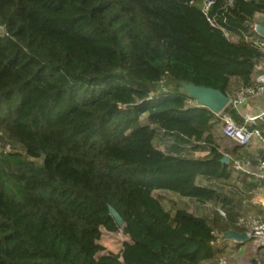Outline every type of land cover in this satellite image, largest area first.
<instances>
[{"label":"trees","instance_id":"trees-1","mask_svg":"<svg viewBox=\"0 0 264 264\" xmlns=\"http://www.w3.org/2000/svg\"><path fill=\"white\" fill-rule=\"evenodd\" d=\"M257 13L264 0H216L210 17L242 32ZM0 26V264H218L208 219L155 193L220 201L197 182L231 172L214 113L184 85L227 94L262 53L202 0H0ZM111 206L119 253L101 243L121 229Z\"/></svg>","mask_w":264,"mask_h":264},{"label":"built area","instance_id":"built-area-1","mask_svg":"<svg viewBox=\"0 0 264 264\" xmlns=\"http://www.w3.org/2000/svg\"><path fill=\"white\" fill-rule=\"evenodd\" d=\"M215 2L216 0H202V11L207 16L212 26L220 29L230 42H248L262 53V56L256 62L255 68L251 75L250 83L237 88L231 95L227 94L229 99L226 106L219 112H213V121L217 123L222 135L230 140L233 144L238 146H250L255 143L259 144L261 148V154L258 157V162L255 169H252L251 161L244 158H236L231 162L233 170L246 172L252 175L258 182L259 186L257 190L251 192L252 195L257 196L259 193H262V185L264 183V136L261 129L257 127L258 122L264 123V111L257 114H252L248 110H243L242 107L245 106L252 98L264 94V35L260 33V28L262 26L264 27V21H259L260 18L262 19V16L264 17V13H258L255 15V17L248 23V31L232 32L227 28V26L219 23L215 18L210 17V13ZM0 33H6V28L4 26H0ZM187 105L199 107L202 106L195 98L191 96L187 100ZM228 108L235 109L237 113L241 115L243 118V122L241 124H238L234 117L227 111ZM198 144H204V142L193 141L187 145V150L190 155L195 157L207 156L209 154L208 150L200 151L193 149L194 145ZM6 150H10L8 145ZM223 154L227 159V163H230V155L227 153ZM219 180L221 179L208 178L204 176H199L197 178V182L202 186H222L223 182L220 183ZM253 202L258 203V201ZM209 203H205L204 205ZM259 203L262 204L261 202ZM212 206L216 214L220 215L223 219L228 220L227 213L220 205L212 203ZM236 225L242 230V232L239 233L246 235L247 239L245 241L251 242L254 252L264 249V212L239 215L236 219ZM122 233L130 240L129 236H127L123 230ZM213 233L216 236L215 244L223 245L226 250L232 252V256L238 252V249H235L234 246L245 242L234 238H228L226 237V233H221L216 229ZM227 240H231L233 244L225 246L224 244ZM218 264L235 263L232 262L229 257H226V255L220 254L218 258ZM247 264H264V259L258 257L255 258L254 262H247Z\"/></svg>","mask_w":264,"mask_h":264},{"label":"crops","instance_id":"crops-1","mask_svg":"<svg viewBox=\"0 0 264 264\" xmlns=\"http://www.w3.org/2000/svg\"><path fill=\"white\" fill-rule=\"evenodd\" d=\"M243 85L244 83L242 79L238 77L232 78L227 94H233L237 88ZM242 109L248 110L252 114H257L264 111V94L252 98L245 106L242 107ZM237 115L241 120H243L239 113H237ZM257 127L261 129L264 136V123L258 122ZM214 133L215 142L219 144L220 151L222 153L229 154L231 157L230 163H228L231 171L229 178L219 180L220 183L223 182V185L216 186V188L222 195V198L217 203L213 202V204L220 205L225 210L228 216V220L223 219L215 212L204 214L201 210V215L202 217H206L215 229L219 230L222 229V227H226V233L229 231L242 232V230L236 225V219L239 215L264 212V183L262 185V193H259L257 196L252 195L251 192L256 191L259 186L258 182L252 175L246 172L233 170L231 162L236 158H244L251 161L252 169H255V167L257 166L258 157L261 154V148L258 143L250 146L235 145L222 135L219 127L217 128V126L214 130ZM198 150L206 151L207 149L205 147H200V149ZM253 201H258V203H254ZM195 202L199 205V207L200 205H204L198 203L197 201ZM259 202H261L262 204H260ZM212 216L214 218H212ZM211 218L212 221L210 220ZM230 244H233V242H231V240H227L224 245L227 246ZM242 245H245V248L241 251L240 246ZM234 248L238 249L237 258L239 260L236 264H247V262L252 263L254 262L255 258L258 257L264 259V249L258 252H254L252 244L249 241L238 244L234 246ZM224 250L226 251V249Z\"/></svg>","mask_w":264,"mask_h":264},{"label":"rangeland","instance_id":"rangeland-1","mask_svg":"<svg viewBox=\"0 0 264 264\" xmlns=\"http://www.w3.org/2000/svg\"><path fill=\"white\" fill-rule=\"evenodd\" d=\"M259 21H264V17L262 16V19L260 18ZM185 91H187V89L184 87ZM218 128V126H217ZM9 145V149L10 150H5V147H3L0 144V153L2 151H6V152H12L13 146L11 144H6ZM158 197H161L162 202L164 204V206L167 209H173L174 206L176 207H182V208H186L187 210H189L190 212L196 214V215H201V210L204 214H207L209 212L213 213L214 212V208L212 206V203H209L207 205H199L192 199L189 198H184L181 197L180 195L174 193V192H170V191H158L155 193ZM210 213V214H211ZM212 218H214L212 216ZM212 218L210 219L212 221ZM123 228L121 227V229L117 232H108L106 230H104V234L102 236L101 239V243L104 245L105 250L108 252H115V253H119L122 249H123V245L124 243L129 240L128 237H126L123 233H122ZM247 245V244H246ZM240 250H244L245 245L240 246ZM225 249V248H224ZM239 250V251H240ZM222 255H226V257H229L230 260L232 262H234L235 264L238 263V258H237V253H235V255L232 256V252L229 250H224Z\"/></svg>","mask_w":264,"mask_h":264},{"label":"water","instance_id":"water-1","mask_svg":"<svg viewBox=\"0 0 264 264\" xmlns=\"http://www.w3.org/2000/svg\"><path fill=\"white\" fill-rule=\"evenodd\" d=\"M260 33L264 35L263 26L260 28ZM184 87L191 97L195 98L203 107L210 109L212 112H219L228 103V95L220 90L194 85H184ZM222 161L227 162L226 157H223ZM110 213L115 218L118 226L123 227L125 225L123 217L113 206L110 207ZM226 237L239 241H245L247 239L245 234H240L237 231L227 232Z\"/></svg>","mask_w":264,"mask_h":264}]
</instances>
